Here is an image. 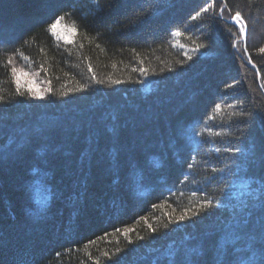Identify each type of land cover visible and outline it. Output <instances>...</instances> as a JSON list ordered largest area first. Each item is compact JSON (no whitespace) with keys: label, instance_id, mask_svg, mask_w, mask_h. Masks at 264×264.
Listing matches in <instances>:
<instances>
[{"label":"trees","instance_id":"1","mask_svg":"<svg viewBox=\"0 0 264 264\" xmlns=\"http://www.w3.org/2000/svg\"><path fill=\"white\" fill-rule=\"evenodd\" d=\"M261 48L264 0H0V264H264Z\"/></svg>","mask_w":264,"mask_h":264},{"label":"snow or ice","instance_id":"2","mask_svg":"<svg viewBox=\"0 0 264 264\" xmlns=\"http://www.w3.org/2000/svg\"><path fill=\"white\" fill-rule=\"evenodd\" d=\"M202 11H207V8L202 9ZM222 11H223V9H221V12ZM196 15L199 16L200 13L198 12ZM62 19H64L63 16H57L55 18L54 22L49 26L50 27V31L53 34H56V29H57V27H58V25H59V23H60V21ZM232 19L236 23H238V24L241 25V27H240L241 34L242 35L245 34L246 33L247 22L244 20L243 16L241 15V12L237 11L235 13V15L232 16ZM67 27L68 26L65 25V28L66 29H67ZM70 31L73 32V33H75L76 29L75 28H72ZM178 34H179L178 32L177 33H174V35H178ZM63 38L66 41L71 42V36L65 35ZM260 52H264V48H261L260 49ZM9 63H11V61H9ZM12 72L14 74V78H15V81H16V84H17V89H19V86H20V78L21 77H27L30 74L27 73V72H25V71H23V70H20L19 73H18V70L16 68H13L12 69ZM117 83H119V81H117ZM30 91H31V89H30ZM36 97L37 98H43V95L41 93L37 92ZM0 99H2V97H0ZM215 107H216L217 110H219L221 108V105L220 104H217V105H215ZM189 167H191V165H189ZM204 203L207 204V205H210L211 204V201H205ZM185 218L186 217L184 215H181L180 217H178V220H184ZM149 227L151 228V225H149ZM152 230L155 231V229H152ZM124 235H127V232H125ZM57 255H59V253H57ZM105 255H107V253H105Z\"/></svg>","mask_w":264,"mask_h":264},{"label":"rangeland","instance_id":"3","mask_svg":"<svg viewBox=\"0 0 264 264\" xmlns=\"http://www.w3.org/2000/svg\"><path fill=\"white\" fill-rule=\"evenodd\" d=\"M71 29L72 28L69 26L66 29L65 25L60 22L57 29H56V34H54V36L58 40L68 42L63 37L65 35H68V36H71V40H72L74 33L70 31ZM10 61H11L10 65H11L12 69L16 68L18 70V73L20 70H23L22 67L16 62L15 59L11 58ZM23 71H25V70H23ZM25 72L29 73L30 75L27 77H21L20 78V87L28 89L29 91L31 89L30 92L32 93V95L35 98H37L36 97L37 92L41 93L44 96L47 93V88H46V85L44 84V82L38 77L37 73L28 72V71H25Z\"/></svg>","mask_w":264,"mask_h":264},{"label":"water","instance_id":"4","mask_svg":"<svg viewBox=\"0 0 264 264\" xmlns=\"http://www.w3.org/2000/svg\"><path fill=\"white\" fill-rule=\"evenodd\" d=\"M228 22H229V23H233V24L239 26V24L236 23L232 18H231L230 20H228ZM242 39H244V34L242 35Z\"/></svg>","mask_w":264,"mask_h":264}]
</instances>
